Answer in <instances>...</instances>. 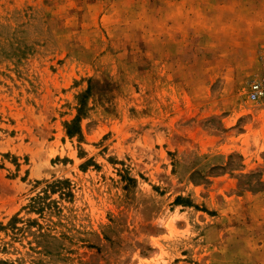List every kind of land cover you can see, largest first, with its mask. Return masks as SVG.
<instances>
[{"label": "rangeland", "instance_id": "1", "mask_svg": "<svg viewBox=\"0 0 264 264\" xmlns=\"http://www.w3.org/2000/svg\"><path fill=\"white\" fill-rule=\"evenodd\" d=\"M260 81L264 0H0V264H264Z\"/></svg>", "mask_w": 264, "mask_h": 264}, {"label": "built area", "instance_id": "2", "mask_svg": "<svg viewBox=\"0 0 264 264\" xmlns=\"http://www.w3.org/2000/svg\"><path fill=\"white\" fill-rule=\"evenodd\" d=\"M249 98L255 103H264V81L255 82L251 85Z\"/></svg>", "mask_w": 264, "mask_h": 264}, {"label": "trees", "instance_id": "3", "mask_svg": "<svg viewBox=\"0 0 264 264\" xmlns=\"http://www.w3.org/2000/svg\"><path fill=\"white\" fill-rule=\"evenodd\" d=\"M74 126H75L74 123L71 124V125H70V129H72V127H74ZM68 134H69V135H73V133H71V131H70L69 129H68Z\"/></svg>", "mask_w": 264, "mask_h": 264}]
</instances>
